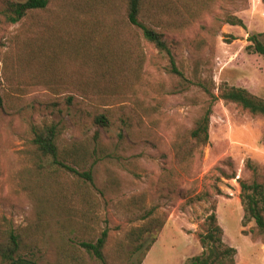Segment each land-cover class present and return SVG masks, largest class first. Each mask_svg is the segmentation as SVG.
Masks as SVG:
<instances>
[{
  "label": "rangeland",
  "instance_id": "1",
  "mask_svg": "<svg viewBox=\"0 0 264 264\" xmlns=\"http://www.w3.org/2000/svg\"><path fill=\"white\" fill-rule=\"evenodd\" d=\"M116 5L118 20L125 21L123 4ZM229 17L245 27L228 24ZM50 19L51 12H42L16 25L0 24V233L21 234L26 256L39 264H102L81 243L97 241L105 230L108 264H189L203 251L197 234L216 203L224 242L237 249L236 264H264L261 240L243 235L255 222L242 225L238 183L253 180L249 162L264 175V117L210 94L219 96L228 85L264 100V57L248 50L249 37L264 34V0H146L142 21L164 35L172 56L148 43L140 29L127 27L125 43L112 52L127 59L125 75L86 96L51 88L60 70L38 60L41 50L54 52L43 25ZM97 43L77 50L65 45V75L92 66L89 58L96 54L104 63L111 53ZM211 102L210 143L193 157L185 154L182 163L178 147L190 142ZM99 115L109 127L95 124ZM52 123L60 128L61 150L94 154L85 168L92 169L93 184L37 151L34 127ZM229 162L236 179L220 181L221 170L232 173ZM202 194L208 198L197 201ZM41 211L47 213L43 224ZM150 212L152 218L167 215V223L150 252L132 255L127 234Z\"/></svg>",
  "mask_w": 264,
  "mask_h": 264
},
{
  "label": "trees",
  "instance_id": "2",
  "mask_svg": "<svg viewBox=\"0 0 264 264\" xmlns=\"http://www.w3.org/2000/svg\"><path fill=\"white\" fill-rule=\"evenodd\" d=\"M117 1L119 0H88L81 4L76 0H8L0 6V24L16 25L34 14L51 12V19L43 25L50 29V37L55 44L52 49H49L54 52H49L45 48L39 52L40 57L38 56V60L47 68L51 66L58 71L60 70V74L55 76L51 88L56 89L57 92L68 88L67 90L73 93L86 96L95 93V90L100 86L103 87L117 82L125 75L128 64L127 59L125 56L122 57L120 53L113 54L112 52L125 43L123 41L127 27L140 29L143 38L148 43L152 44L159 52H165L172 56L164 35L142 21L146 0H120L126 14L125 21L118 20ZM114 15L115 19L111 20L109 17ZM227 23L245 27L243 21L236 17H229ZM65 28L69 32H66ZM93 40L98 42L97 44H100V47L102 45L106 46V49L111 53L104 56L107 57V59H103L104 63H101L96 54L93 57L91 56L92 60L89 58L91 62H94L92 66L83 64L75 68L76 70L72 76L65 75L67 70L63 67V64L61 69L60 65L64 56V46L70 43L76 46L78 44L88 46L93 44ZM248 41L250 42L248 50L264 57V34H253ZM99 46L94 47L98 49ZM75 48L77 50L79 46ZM73 52L75 51L73 50ZM78 59L79 57L76 55L74 60ZM171 60L173 71L180 74L174 68V60L172 58ZM219 91V96L210 93L213 101L223 100L226 104L237 105L253 116L264 117V100L252 95L246 89L222 85ZM97 98L103 99L104 96L99 95ZM68 102L72 103L73 98H69ZM2 104L3 100L0 96V108H2ZM213 109V102L204 108L202 115L196 120L189 134L190 142L178 147L182 163L186 161L185 154L188 153L190 157H193L194 153L209 145ZM95 124L100 128H107L110 126V121L105 115H99L95 118ZM33 135V143L43 157L51 158L54 165L88 183H94L92 169L85 170L88 162L93 158L95 159L94 154L85 149L78 155L71 154L69 150H61L58 145L60 136L58 125L52 123L43 127H34ZM229 165L232 173L228 174L221 170L220 181L222 179H236V173L233 171L234 166L231 162H229ZM247 166L252 171L253 180L238 179L241 188L240 199L244 210L242 225L246 228L248 223L255 222V226L250 231H243V235L250 236L253 240H261L264 245V175L251 162ZM216 193L222 195L220 189H217ZM204 198L208 197L202 194L196 200L201 201ZM85 201L88 203L87 200ZM39 214L41 216L39 224L48 222L46 212L41 211ZM152 216L153 213L150 212L148 217L144 219L146 222L142 226L132 229L127 234V241L131 246L132 255L141 252L146 255L150 252L158 240V235L163 231L168 216L165 215L161 218H152ZM197 238L203 251L199 256L194 257L189 264H236L237 249L227 246L224 242V229L218 220L216 203L212 204L211 213L201 226ZM108 239L109 232L105 230L97 241L82 242L81 247L85 249L91 258L100 261L102 264H108L104 253ZM26 247L27 243L21 234L14 231L0 233L1 263L39 264L36 260L26 256ZM80 261L76 264H87L83 260ZM66 264L75 263L67 261Z\"/></svg>",
  "mask_w": 264,
  "mask_h": 264
}]
</instances>
